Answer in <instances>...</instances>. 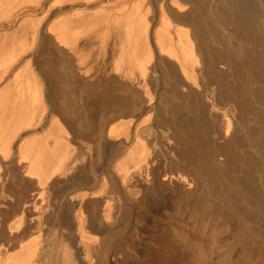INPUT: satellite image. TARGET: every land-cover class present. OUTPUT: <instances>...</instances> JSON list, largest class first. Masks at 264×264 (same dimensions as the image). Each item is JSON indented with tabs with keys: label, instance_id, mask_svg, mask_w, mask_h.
<instances>
[{
	"label": "bare ground",
	"instance_id": "1",
	"mask_svg": "<svg viewBox=\"0 0 264 264\" xmlns=\"http://www.w3.org/2000/svg\"><path fill=\"white\" fill-rule=\"evenodd\" d=\"M160 189L264 264V0H0V264H67L64 238L71 264H128L115 199ZM170 227L159 264H213L218 233Z\"/></svg>",
	"mask_w": 264,
	"mask_h": 264
},
{
	"label": "rangeland",
	"instance_id": "2",
	"mask_svg": "<svg viewBox=\"0 0 264 264\" xmlns=\"http://www.w3.org/2000/svg\"><path fill=\"white\" fill-rule=\"evenodd\" d=\"M105 56H106V60H107L108 57L110 56L109 50L106 51ZM259 131L260 130L258 128L255 129V133L258 134V135L257 134L254 135V138L256 137L255 139H258L257 137L259 136V133L261 132V131L260 132ZM255 139L253 142L259 141V140H255ZM257 143H259V142H257ZM105 154H106V152L103 153L102 156L99 158V161H98L99 163H95L96 167H95L94 173H95V175H98V177H100V178L104 176V174H102V172L106 168L107 164H108V166L113 165L124 157L123 155L115 153V152L113 154L111 153L110 156L105 155ZM103 155H104V157H103ZM159 157H158V159H159V161L161 160V163H162L161 165H166L167 160H166L165 156L160 155ZM162 158H165V159L162 160ZM164 160H166V162H164ZM8 165H9V163H3V167H6V168H4V169H6V174H7L6 176L9 178V177H12V174H14V172L8 168L9 167ZM13 165H14V163H13ZM15 165L19 169L20 165H17V164H15ZM149 189H150V187H149ZM146 194L147 195L145 196V198L143 200L144 202L141 201V199H140L141 202L137 206L138 208L137 207H131L132 204H130L128 202L126 203L125 208H122L120 206L118 207L119 203L117 204L118 201H117V199H115L116 203H114L113 212H114L116 221H114V224L112 223V225H111L112 226L111 229L113 230V236L111 238V243H112V247L114 248L113 249L114 253H116V255L120 258H123V259L125 258V261H127L128 264H159L155 258L156 257L155 255L158 253L159 254L162 253V250L164 248H162L163 243L161 241L164 240L163 242H166L165 240L167 239V236L169 233L168 231L170 230L169 229L170 225H171L170 228H174V229L176 228V230L178 228L179 232L182 231L181 233L185 232L184 228H185L186 232L188 229V233H186L187 236L190 235L191 233H193L192 236H194V237H195V235L196 236L197 235L198 236L204 235L202 237L206 238L205 241L209 238V236L211 234L212 235L214 234V236H215V234L218 233L217 234L218 236L216 237V242H214L215 246L213 244V246L215 247L214 248L215 251L214 252L212 251L213 252L212 256L210 255L211 256L210 262H212L211 260H214L213 264L216 261V259L223 261V262H221V261L217 262L216 261L217 262V263L215 262L216 264H218V263L219 264L220 263L225 264L224 263L225 261H226V264H253L255 262V258H256L255 255H257L256 254L257 252H253V251H256V250L253 249V251H251L252 248H250V247H249L250 249L249 248L246 249L245 245H243V243H242L243 241L239 237H237V235H234V234L239 235V233L236 232L238 230L235 229L232 231V229L220 228L221 225H220L219 221H221V219L220 218L218 219L217 218L218 216L215 217L212 214H209V215L206 214V216H205L206 218L204 216H201L203 218L204 222L201 221L202 218L199 216L202 214H197L195 219H193L194 217H192L191 215H189V217H191V219L188 217V215L186 217V213L184 214L183 212H181V214H184V216H182L180 214L178 216L173 217L172 216L173 207H171V206H172V203L175 201V198L173 201V197L171 195L172 193L170 191L167 192L165 189H160V190H154V192H152V191L148 190V192ZM9 197L10 196L7 195V197H5L3 199L7 203H9L10 198H11V197L10 198ZM167 199L168 200L170 199V200L168 201ZM160 200H162V201H160ZM159 201L160 202L164 201L165 203L166 202L167 203L165 205L164 202L161 204V203H159ZM4 205L5 204H3V203L0 204V212L2 215L5 213V211H4L6 209L5 207H7ZM161 206H163V207H161ZM119 208H120V210H119ZM182 208H184V207H182ZM182 210H184V209H182ZM162 216H164V217H162ZM169 218H173V219H169ZM177 218H179V219L182 218L181 221L183 220L182 221L183 223L179 219L177 220ZM185 218H187V219H185ZM198 221L200 223H198ZM217 222H218V224H217ZM215 224L219 227V230H218V228L216 226L217 232L215 231V228H214ZM190 225H192V226L194 225V227H192ZM201 225L202 226L207 225V227L206 226L205 227L207 228L208 232L207 231L201 232V230H200L201 228H199V229L197 228L198 226L202 227ZM220 229H223V230H220ZM4 230H6V229H3V231ZM165 230L166 231L168 230V231L166 232ZM190 231H191V233H189ZM53 232L52 231L50 232V235H49L50 239H53V238H51V237H53V235L51 234ZM196 232L197 233L199 232L202 235H200L199 233L197 234ZM2 235H4V236H2ZM2 235L0 238V240H1L0 245L2 247V252L7 253L9 255H13L14 254V245H13L14 244V241H13L14 238H11V235L7 230L5 231V233L2 232ZM5 235H7V236H5ZM212 235L210 236V240L208 239V242L206 241L203 244L210 245L213 242L212 240L214 238V236L212 238ZM192 236L191 237L188 236V237L192 238ZM2 237H7V238L9 237V239L11 238L10 240H12L13 243H12V241H9V239H7V238L3 239ZM168 237H170V236H168ZM204 238H202V239H204ZM238 238H239V240L237 241ZM50 239L48 240L49 243L51 241ZM169 239L171 240V237ZM63 240H64L63 242L61 241L62 246H60V243H59V247H61V248H59L58 245H56L58 243H57L55 238L52 241L55 243L56 247L62 251L61 256L62 255L64 256V257L62 256L63 258H65L64 261H66L67 264H71L70 261L73 262L72 261V259H73L72 255H74L73 253H74L75 249L73 248V244L70 242V240L68 238H64ZM53 242L51 243L52 246L51 245H49V246L55 248V245ZM78 244L80 245L81 243L78 242ZM172 244H173V242H172ZM175 245L177 246L179 244L174 241V246ZM242 245H243V248H242ZM158 247H159V249H158ZM179 247H177V249L178 248L180 249V250L178 249L179 250L178 253H180L179 255H181V257H183L182 259H185L189 252L187 251V248L185 249L184 246H182V247L179 246ZM240 247L242 248V251H241ZM57 248H55V249H57ZM244 249H245V252H244ZM249 251H251L250 253H252V256L250 253H248ZM156 252H158V253H156ZM181 252L184 253V256H182L183 254H181ZM243 252H244V254H243ZM246 253H248V255ZM254 253H255V255H254ZM89 254L91 255V253H89ZM90 255H88V256H90ZM189 256L190 255L187 256V258H186L187 260H188ZM113 257H114V255H113ZM70 258H72V259H70ZM187 260H184V262L186 261L189 263V260L188 261Z\"/></svg>",
	"mask_w": 264,
	"mask_h": 264
}]
</instances>
